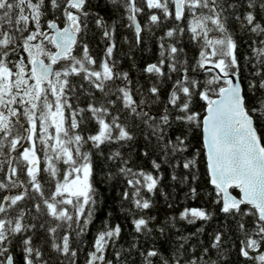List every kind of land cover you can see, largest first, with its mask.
<instances>
[{
	"label": "snow or ice",
	"instance_id": "1",
	"mask_svg": "<svg viewBox=\"0 0 264 264\" xmlns=\"http://www.w3.org/2000/svg\"><path fill=\"white\" fill-rule=\"evenodd\" d=\"M108 10L123 12L136 45L143 32L154 35L153 28L173 22L158 38L157 61L140 69L146 89L117 70L116 24L101 14ZM90 24L105 43L99 61L91 54ZM243 35L251 40L250 56L241 52ZM185 36L197 48L191 70L181 58ZM166 81L171 86L162 99ZM194 130L202 132L206 150L210 204L225 221L209 243L187 244L200 228L164 255L134 238L109 259L122 229L106 224L83 264H129L133 251L140 264H232L233 253L237 264H264V0H97L94 7L91 0H0V193H6L0 195V264H78L104 149L116 168L107 178L122 176L131 189L123 198L146 212L151 197L165 195L162 163L187 170L182 181L198 179L195 155L183 157ZM138 137L144 141L138 155L150 157V148L161 153L160 162L150 160L154 171L134 169L122 151L133 152ZM171 179L181 178L173 171ZM187 195L199 191L190 187ZM215 214L186 207L178 219L194 225ZM155 219L133 215L134 232L151 235ZM176 220L170 217L173 226Z\"/></svg>",
	"mask_w": 264,
	"mask_h": 264
},
{
	"label": "trees",
	"instance_id": "2",
	"mask_svg": "<svg viewBox=\"0 0 264 264\" xmlns=\"http://www.w3.org/2000/svg\"><path fill=\"white\" fill-rule=\"evenodd\" d=\"M91 3L94 7L97 0H91ZM101 14L104 15L109 24H112L113 22L116 24L115 39L117 42V49L114 52V57L119 61L117 70L129 72L133 81H138L146 89L149 85V79L140 71V69L148 63H154L157 61L159 57L158 38L163 35L166 28L174 26L173 22H168L158 29L153 28L154 35L147 31L143 32L142 36L144 42L140 45H136L134 31L125 26L128 22L122 18V11L117 12L115 10H108ZM139 19L141 24L144 25L147 16L142 15ZM125 37H127V43L125 42ZM88 39L91 54L99 61L104 55L105 43L102 40L101 31L96 29L92 24H90ZM243 39L245 43L241 46V52L244 55L250 56L251 49L247 45L251 43V40L248 35H243ZM181 45L185 48V55L181 58L183 59L186 56L189 61L187 67L191 70L197 56V48L194 44L189 42L187 36L183 38ZM129 53L131 59H129ZM133 65H135V67ZM249 71H251V69L246 68V72ZM182 73L183 70H181V74ZM175 76L176 74H173V78H175ZM77 79L78 78H73L74 81ZM170 86L171 82L166 81L162 89V99H166ZM249 103L251 106V99ZM203 107V102H199L196 106V110L203 114ZM162 109V103L154 105L152 112L153 114H156ZM169 134L174 135L178 133L170 131ZM188 135L190 143L188 145V151L183 153V157L190 159L195 155L197 159V168L193 171L198 179L196 181H182L183 176L188 175L187 170L182 168L173 169L169 165L162 163L164 179L161 182V188L165 195H161L157 192L155 196L151 197L153 200V207L146 212L135 210L131 201L123 198L124 191L128 190L130 192L131 189L128 188L126 181L122 176H114L112 179L107 178L106 174L109 171L115 172L116 168L110 162H106L105 157L108 154V149H104L105 157H99L96 161L97 167L93 182L96 189L97 202L93 206L94 215L92 221L87 225V231L83 237L84 244L81 246L82 251L79 253L78 264H83L85 253L91 250L92 241L96 234L103 230L106 224L113 226L119 224L122 229L121 237L117 241V248L109 251V259H113V251L118 250L121 246L124 249L129 248L134 238H138V242L143 249L155 246L159 248L164 255H168L170 251L177 246V243L181 238L189 237L192 233H197V229L200 228H203L204 231L202 233H197L195 236H191V238L187 240V244L199 248L202 244L206 246L209 243L211 234L218 227L223 225L225 221L223 215L219 213L218 208L211 205L209 201L208 193L212 192V187L209 185L206 171L201 131L194 130ZM143 144V139L138 137V143L133 152L128 153L126 149L122 151H124L126 155H131L132 163L130 166L134 169L142 168L145 171H154L151 169L150 160L157 159V161L160 162L161 153H159L158 150L153 151L150 148L149 151L152 152L150 157L138 155V153L143 151ZM112 147L115 148L116 145H113ZM177 159H179V157H177ZM173 171H175V174L181 179L173 181L171 179ZM0 177H2V174H0ZM190 187H196L198 189V197L192 198L187 195ZM4 194L6 193H0V195ZM165 196L167 198H165ZM28 203L29 205L31 204L30 201ZM169 204H171L172 207H169ZM186 207L209 208L216 214L213 216L212 220L208 222L197 221L194 225L188 224L186 221L178 219L179 213ZM129 209H132V211L130 212ZM133 215H147L156 218L151 223L153 229L151 235H140L134 232V226L131 222ZM170 217H177L174 226L173 222L170 221ZM160 227L165 229L164 235L159 233L158 229ZM140 259L141 258L135 251H133L128 257L129 264H132L133 261H135V264H140ZM231 259L232 264H237L235 253L232 254Z\"/></svg>",
	"mask_w": 264,
	"mask_h": 264
},
{
	"label": "water",
	"instance_id": "3",
	"mask_svg": "<svg viewBox=\"0 0 264 264\" xmlns=\"http://www.w3.org/2000/svg\"><path fill=\"white\" fill-rule=\"evenodd\" d=\"M182 74H184V73H182ZM201 136H202V132H201ZM202 146H203V142H202ZM203 150H204V158H205L206 171H207L206 150L204 149V147H203ZM207 176H208V180H209L208 171H207ZM209 185L212 187V185L210 183H209Z\"/></svg>",
	"mask_w": 264,
	"mask_h": 264
},
{
	"label": "rangeland",
	"instance_id": "4",
	"mask_svg": "<svg viewBox=\"0 0 264 264\" xmlns=\"http://www.w3.org/2000/svg\"><path fill=\"white\" fill-rule=\"evenodd\" d=\"M22 55H25V56H26V53H23V52H22Z\"/></svg>",
	"mask_w": 264,
	"mask_h": 264
},
{
	"label": "flooded vegetation",
	"instance_id": "5",
	"mask_svg": "<svg viewBox=\"0 0 264 264\" xmlns=\"http://www.w3.org/2000/svg\"><path fill=\"white\" fill-rule=\"evenodd\" d=\"M21 55H22V51H21Z\"/></svg>",
	"mask_w": 264,
	"mask_h": 264
}]
</instances>
